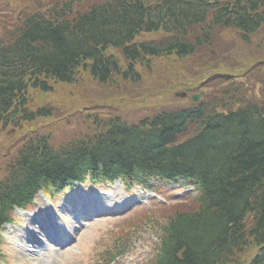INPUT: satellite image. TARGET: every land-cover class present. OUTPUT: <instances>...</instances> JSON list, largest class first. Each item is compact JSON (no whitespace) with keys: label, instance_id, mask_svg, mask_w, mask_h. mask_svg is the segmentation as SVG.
I'll return each mask as SVG.
<instances>
[{"label":"trees","instance_id":"trees-1","mask_svg":"<svg viewBox=\"0 0 264 264\" xmlns=\"http://www.w3.org/2000/svg\"><path fill=\"white\" fill-rule=\"evenodd\" d=\"M82 1L51 0V8L11 29L8 41L0 35V121L17 109L33 118L25 108L28 85L47 91L48 80L71 83L79 70L100 83L114 75L137 83L138 63L149 67L150 58L194 56L213 42L216 30L235 29L250 45L264 33V0H105L71 14ZM159 30L165 36L158 40L134 41ZM109 47L119 49L123 60L106 53ZM255 56L263 60L264 78L261 41ZM252 93H234L232 103L239 108L227 113L220 112L224 101L215 100L163 113L136 128L113 119L105 133L77 142L67 153L43 150L23 165L38 153L30 147L14 180L5 183L12 197L1 196L0 205L5 211L9 202L29 197L44 170L72 177L100 161L107 168L101 171L111 174L198 172V204L167 217L153 264H235L251 247L258 249L244 264H264V92L263 99ZM194 126L193 136L180 141Z\"/></svg>","mask_w":264,"mask_h":264},{"label":"rangeland","instance_id":"rangeland-1","mask_svg":"<svg viewBox=\"0 0 264 264\" xmlns=\"http://www.w3.org/2000/svg\"><path fill=\"white\" fill-rule=\"evenodd\" d=\"M33 1L0 0V34L4 38L20 18L38 8L40 12H44L49 4V0H43L40 7H36ZM84 6V3H80L75 10H81ZM159 37V34L147 36V38ZM260 37L254 38L253 44L250 45V43L242 41L235 29L216 30L210 47L203 48L196 56L180 58L172 55L155 58L153 70L146 72V76L138 84L124 81L116 75L106 83H98L90 78L89 73L81 70L73 83L50 81L52 89L48 93L29 89L30 107L32 109L42 107L49 109L51 116L40 122L25 125L21 129H9L0 134V174L4 172V166L10 156L23 141L33 134L51 136V144L57 147L74 138L85 137L93 133L94 126L91 123L86 126L71 124L62 127V120L65 119L67 113L81 115L86 114V111H94L98 114L100 121L106 117L119 115L125 122L131 123L137 120L139 113H149L144 107L157 102L167 103V107L187 106L190 101L182 94L195 93L194 91L204 90L206 87H209L207 88L208 93L211 89L213 95L217 93L218 88L225 91L226 87L231 89L235 86L237 91L248 89V96L254 95L252 91L257 92L263 99L260 91L264 92V86L261 87L260 83L256 89V85H251L254 84L257 73L252 72L251 68L249 71L247 70V67L251 65L250 61L258 51V43L261 41L264 44V34ZM140 39H144V36ZM217 72L235 74V78H229V83H233V81L235 83L231 84V87L228 86L227 79L216 75ZM259 74L261 75L260 72ZM261 76L263 78V74ZM226 105L229 103L226 102ZM99 189L101 188H91L94 193H98ZM131 195L138 198L139 194L132 191ZM56 200L55 202L53 199V203L60 215L58 216L52 211L51 217L48 215L45 217L48 223L51 222L56 226L58 232L61 230L63 237L73 228L76 230L72 237L77 240L70 243L71 249L65 251L54 249L53 252H48L47 249L50 247L44 243L42 238H39L45 247L38 244L37 247L32 246L33 250H30L27 247L16 245L12 239H9L11 240L8 242L10 248H7V251L11 264H105V258L114 247L116 234L114 231L119 227L124 234L130 236L131 243L127 245V250L133 254L136 250L142 251L141 254L144 255V258H148L152 253V239L155 232L153 227V229L149 227L150 215L161 218L163 213L180 209L192 210L195 207L194 201L188 200L184 203H175L172 206L160 208L154 204L151 206V212L146 211L143 206L133 208V211L131 210L122 217L104 218L101 216L96 219L95 216L94 219H88L85 214H82L78 219L74 214L77 209L74 210L68 206L65 203V198L62 199L61 196H58ZM106 202L108 203V201ZM91 204L98 206L99 199L93 200ZM75 208H79V206H75ZM53 219L56 221L55 223ZM23 225L29 224L25 221ZM17 228L16 232L19 233V237H24L25 228L19 225ZM136 243L139 245L137 248L134 247ZM147 245L150 246V252ZM256 250L251 247L238 254L234 260L235 264L246 263L256 253ZM64 255L68 257L65 258ZM55 258L54 263H51L50 260Z\"/></svg>","mask_w":264,"mask_h":264},{"label":"water","instance_id":"water-1","mask_svg":"<svg viewBox=\"0 0 264 264\" xmlns=\"http://www.w3.org/2000/svg\"><path fill=\"white\" fill-rule=\"evenodd\" d=\"M199 98H200V95H199V96H196V97H194L193 99L197 100V99H199Z\"/></svg>","mask_w":264,"mask_h":264}]
</instances>
